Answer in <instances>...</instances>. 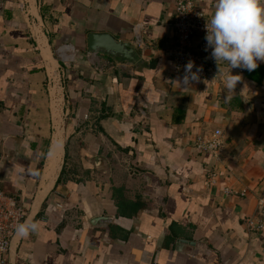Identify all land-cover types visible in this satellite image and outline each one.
<instances>
[{
    "label": "crops",
    "instance_id": "1",
    "mask_svg": "<svg viewBox=\"0 0 264 264\" xmlns=\"http://www.w3.org/2000/svg\"><path fill=\"white\" fill-rule=\"evenodd\" d=\"M196 1L213 14L216 0ZM174 7L0 0V190L40 223L14 234L6 264H264V226L244 223L264 224V62L232 69L244 80L230 102L227 67L185 89L168 55ZM91 32L136 45L142 64L89 52ZM214 129L218 159L194 146Z\"/></svg>",
    "mask_w": 264,
    "mask_h": 264
},
{
    "label": "built area",
    "instance_id": "2",
    "mask_svg": "<svg viewBox=\"0 0 264 264\" xmlns=\"http://www.w3.org/2000/svg\"><path fill=\"white\" fill-rule=\"evenodd\" d=\"M210 15L206 14L196 0H175V7L171 18V38L169 56L172 61V71L175 75H184L185 65L191 61L195 67L202 69L199 79L209 82H219L222 72L227 67L226 62H221V71L211 58V49L206 48V22L210 20ZM140 39L136 40L139 44ZM69 54V58H67ZM73 53L58 50V57L62 62L73 60ZM88 60L94 65V61L88 56ZM57 81L62 84L65 72L60 65L57 67ZM95 69L99 70L95 62ZM194 146L205 153L210 154L214 159H218L223 146V135L220 129H214L207 135H197ZM217 176L215 169H211L205 176L206 183L212 184ZM228 191V190H227ZM229 193L231 191H228ZM25 209L19 204L15 196L8 195L0 190V264H6L12 237L15 234V227L22 223L25 218ZM264 214V213H263ZM245 226L249 231H260L264 224L254 217L245 218Z\"/></svg>",
    "mask_w": 264,
    "mask_h": 264
},
{
    "label": "clouds",
    "instance_id": "3",
    "mask_svg": "<svg viewBox=\"0 0 264 264\" xmlns=\"http://www.w3.org/2000/svg\"><path fill=\"white\" fill-rule=\"evenodd\" d=\"M206 48L211 49V58L221 71V62H226L225 102L235 95L238 83H243L241 74H232V69L248 72L256 70L258 62H264V0H216L215 10L206 22ZM189 61L184 68V75L176 82L189 88L191 83L199 80L201 68ZM40 223L31 217L15 227V235L28 237L39 230Z\"/></svg>",
    "mask_w": 264,
    "mask_h": 264
},
{
    "label": "water",
    "instance_id": "4",
    "mask_svg": "<svg viewBox=\"0 0 264 264\" xmlns=\"http://www.w3.org/2000/svg\"><path fill=\"white\" fill-rule=\"evenodd\" d=\"M86 49L93 54L105 56L117 64L140 65L143 61L136 45L118 40L109 33H89L86 37Z\"/></svg>",
    "mask_w": 264,
    "mask_h": 264
},
{
    "label": "bare ground",
    "instance_id": "5",
    "mask_svg": "<svg viewBox=\"0 0 264 264\" xmlns=\"http://www.w3.org/2000/svg\"><path fill=\"white\" fill-rule=\"evenodd\" d=\"M67 58H69L70 56L69 55H67L66 56ZM54 77V76H53ZM58 139V138H57ZM60 141V140H59ZM56 142H54V144H55ZM59 144H60V142H59ZM59 144H55V146H53L52 148V153H51V157L49 158V161H48V167L50 168V169H52L53 168V166H54V163H55V160H57V158H59L58 157V154H60V153H58V151H60L59 150ZM61 159V158H60ZM61 161V160H60ZM57 166V165H56ZM56 166H54V167H56ZM55 172V171H54Z\"/></svg>",
    "mask_w": 264,
    "mask_h": 264
}]
</instances>
